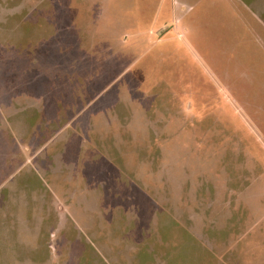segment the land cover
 I'll return each instance as SVG.
<instances>
[{
    "label": "rangeland",
    "instance_id": "obj_1",
    "mask_svg": "<svg viewBox=\"0 0 264 264\" xmlns=\"http://www.w3.org/2000/svg\"><path fill=\"white\" fill-rule=\"evenodd\" d=\"M172 1L0 0V264H264V46Z\"/></svg>",
    "mask_w": 264,
    "mask_h": 264
},
{
    "label": "crops",
    "instance_id": "obj_2",
    "mask_svg": "<svg viewBox=\"0 0 264 264\" xmlns=\"http://www.w3.org/2000/svg\"><path fill=\"white\" fill-rule=\"evenodd\" d=\"M172 1V0H171ZM180 1V0H179ZM179 4L177 0H173L172 4ZM231 6L233 7V11L235 15L241 16L243 15V19L241 18V22L244 24L246 29H248L250 35L254 38L256 37L258 40V44L260 46H264V0H228ZM185 7V6H184ZM191 9V7H188ZM178 17L181 20L184 19L183 15L177 16L175 18V25L178 24ZM183 23V21H182ZM180 23V24H182ZM184 31H182V35L180 37L185 38L187 36V30L189 29L183 24Z\"/></svg>",
    "mask_w": 264,
    "mask_h": 264
}]
</instances>
